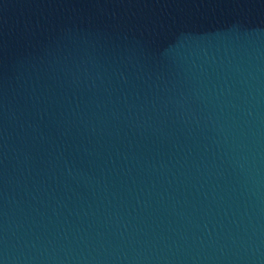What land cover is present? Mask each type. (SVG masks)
Masks as SVG:
<instances>
[{
    "label": "water",
    "instance_id": "1",
    "mask_svg": "<svg viewBox=\"0 0 264 264\" xmlns=\"http://www.w3.org/2000/svg\"><path fill=\"white\" fill-rule=\"evenodd\" d=\"M0 264H264V0H0Z\"/></svg>",
    "mask_w": 264,
    "mask_h": 264
}]
</instances>
